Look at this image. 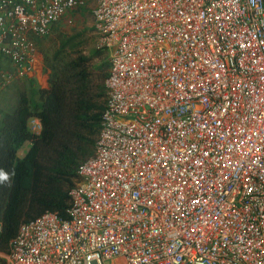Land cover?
Wrapping results in <instances>:
<instances>
[{
	"label": "built area",
	"instance_id": "1",
	"mask_svg": "<svg viewBox=\"0 0 264 264\" xmlns=\"http://www.w3.org/2000/svg\"><path fill=\"white\" fill-rule=\"evenodd\" d=\"M90 2L109 57L92 154L68 219L22 223L0 257L264 264V0H0V95L34 70L32 38Z\"/></svg>",
	"mask_w": 264,
	"mask_h": 264
},
{
	"label": "trees",
	"instance_id": "2",
	"mask_svg": "<svg viewBox=\"0 0 264 264\" xmlns=\"http://www.w3.org/2000/svg\"><path fill=\"white\" fill-rule=\"evenodd\" d=\"M83 62L51 66L47 88L31 80L12 106L0 105V254L8 253L22 223L46 212L68 219L69 190L78 165L92 154L88 145L104 108L105 89L94 92ZM32 121L39 122V133ZM0 264H6L2 257Z\"/></svg>",
	"mask_w": 264,
	"mask_h": 264
},
{
	"label": "rangeland",
	"instance_id": "3",
	"mask_svg": "<svg viewBox=\"0 0 264 264\" xmlns=\"http://www.w3.org/2000/svg\"><path fill=\"white\" fill-rule=\"evenodd\" d=\"M93 5V2H90L85 8L67 13L54 24L48 36L34 40L36 54L46 82V86L42 88L48 87L47 74L52 71L51 66L62 68L72 61L78 62L80 58H84L83 66L88 69L94 92L100 94L104 91V81L109 70V57L106 52L96 47L94 20L91 14ZM45 69L47 73H44ZM27 85L28 83L22 80H15L9 87L8 96L0 95V105L12 106L18 92L26 90ZM36 85L39 87V84ZM101 100L105 103V96ZM93 144L88 145L91 152ZM27 149L28 145L18 155L22 156V152Z\"/></svg>",
	"mask_w": 264,
	"mask_h": 264
},
{
	"label": "crops",
	"instance_id": "4",
	"mask_svg": "<svg viewBox=\"0 0 264 264\" xmlns=\"http://www.w3.org/2000/svg\"><path fill=\"white\" fill-rule=\"evenodd\" d=\"M36 38H39V37H33L32 40H35ZM31 80H33L36 84H39L40 88L44 87V85L46 86V82L44 81L45 78L43 75L42 67L39 64L37 54L35 55L34 70L29 74V76L27 78H25L22 81L25 83H28ZM42 82L44 84H41ZM42 89H44V88H42ZM35 133H39V129H37L35 131ZM23 154H24V152H22V156H23Z\"/></svg>",
	"mask_w": 264,
	"mask_h": 264
}]
</instances>
